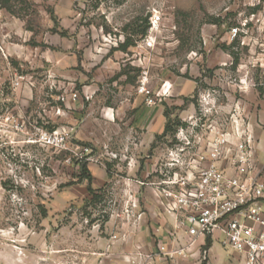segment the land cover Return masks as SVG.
Returning <instances> with one entry per match:
<instances>
[{"label":"rangeland","instance_id":"374dc122","mask_svg":"<svg viewBox=\"0 0 264 264\" xmlns=\"http://www.w3.org/2000/svg\"><path fill=\"white\" fill-rule=\"evenodd\" d=\"M172 77L199 89L171 100ZM126 84L161 104V153L188 116L249 117L252 91L264 100V0H0V264H245L215 240L145 255L130 199L145 189L110 150L111 109L68 106L73 92L107 105ZM53 132L64 147L43 140Z\"/></svg>","mask_w":264,"mask_h":264},{"label":"built area","instance_id":"2783aa9c","mask_svg":"<svg viewBox=\"0 0 264 264\" xmlns=\"http://www.w3.org/2000/svg\"><path fill=\"white\" fill-rule=\"evenodd\" d=\"M160 18L154 9L149 22L158 24ZM232 31L235 36L237 28ZM140 91L148 94L145 81ZM71 97L76 99L77 93ZM145 103L156 102L148 96ZM183 121L170 146L150 164L154 179L142 182L152 187L160 209L174 218L169 233L179 243L174 252L190 253L215 240L243 256L245 264H264V167L248 117L219 108ZM43 140L66 145L63 132L44 133ZM134 216L139 223L142 213ZM175 231L183 236L176 238ZM145 255L151 259L154 253Z\"/></svg>","mask_w":264,"mask_h":264},{"label":"crops","instance_id":"0c3cea01","mask_svg":"<svg viewBox=\"0 0 264 264\" xmlns=\"http://www.w3.org/2000/svg\"><path fill=\"white\" fill-rule=\"evenodd\" d=\"M170 87L171 100L174 99L177 102L181 100V96L187 97L199 89L197 81L179 79V77H172ZM129 93L126 84L118 94L119 98L107 105L99 104L96 106L94 100L89 102L88 98L85 101L82 97H77L68 102V106L73 108L76 116L91 114L99 108L111 109L112 116L107 118L106 130V136L110 139V150L113 154L121 151V156L126 161L125 168L139 171L141 179L136 182L139 185H144L142 184L144 180L154 179V175H149L150 164H153L161 154L157 147V138L164 135L166 117L160 103L147 105L144 95L134 93L127 96ZM247 100L248 104L252 106L248 111L250 115L248 118L254 135L258 139L256 155L260 162H264V107L257 109V105L264 106V100H261L259 96L257 97L254 91ZM167 133L165 132V134ZM262 179L264 180V171ZM143 188L145 191H139L138 196L130 197L136 204L132 209L133 215L142 213L141 219L135 227L139 237L137 240L142 244L141 248L152 253H154V247L162 249L163 252L166 249L176 248L179 243L176 239L172 240L169 235L174 224L173 216L160 209L151 186L144 185ZM133 230L130 228V231ZM175 232L176 238L183 236L181 231ZM134 234V232H128V239L134 240L136 235ZM106 264H110V262L106 260Z\"/></svg>","mask_w":264,"mask_h":264},{"label":"trees","instance_id":"16d2710c","mask_svg":"<svg viewBox=\"0 0 264 264\" xmlns=\"http://www.w3.org/2000/svg\"><path fill=\"white\" fill-rule=\"evenodd\" d=\"M129 44L131 45V43H129V41L127 40V41H126L122 46H120V47H122V49H126V46H128ZM172 131H173V130H172ZM172 131H171V132H172ZM166 132H168V130H166ZM83 173H84V174L87 173V171H85L84 168H83ZM87 177L89 178V175H88ZM88 189H90V188H88ZM208 246H210V242H209V241H208Z\"/></svg>","mask_w":264,"mask_h":264},{"label":"bare ground","instance_id":"6f19581e","mask_svg":"<svg viewBox=\"0 0 264 264\" xmlns=\"http://www.w3.org/2000/svg\"><path fill=\"white\" fill-rule=\"evenodd\" d=\"M112 116V115H111Z\"/></svg>","mask_w":264,"mask_h":264}]
</instances>
